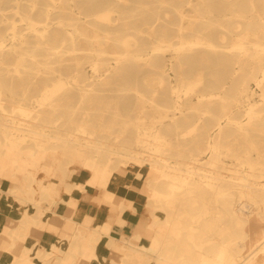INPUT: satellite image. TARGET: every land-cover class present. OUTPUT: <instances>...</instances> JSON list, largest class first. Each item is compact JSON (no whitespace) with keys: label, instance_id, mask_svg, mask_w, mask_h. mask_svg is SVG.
<instances>
[{"label":"bare ground","instance_id":"6f19581e","mask_svg":"<svg viewBox=\"0 0 264 264\" xmlns=\"http://www.w3.org/2000/svg\"><path fill=\"white\" fill-rule=\"evenodd\" d=\"M224 2L0 0L14 14L23 12L38 52L35 62L42 67L35 75H45L31 84L38 93L32 118L31 109L22 106L20 118L6 111L0 83V180L18 183L0 192L22 207L18 223L0 234V249L11 256L8 264H264L255 261L264 254V113L251 103L264 81V24L262 31L258 23L243 25L240 20L253 18L245 16L246 0ZM257 3L264 11V0ZM220 17L240 20L234 29H224ZM2 36L0 50L23 49L24 41L7 46ZM250 37L255 40L247 46ZM202 61L221 64L222 75L206 84L194 68ZM142 72L150 97L136 84ZM111 84L149 100L153 114L138 107L133 129L125 122L116 132L72 117L71 110ZM75 162L111 203L107 184L115 162V172L148 169L140 191L149 200V221L138 219L122 242L109 239L107 248L121 252L116 262L96 254L110 223L80 224L72 208L63 232L44 221L66 200L58 194L61 185L64 194L81 188L71 183L67 169ZM38 165L51 181L34 188L29 168ZM122 211L119 204L113 219L119 226L125 224ZM30 229L37 236L54 231L56 242L49 250L33 242L12 253L8 243L24 240Z\"/></svg>","mask_w":264,"mask_h":264},{"label":"rangeland","instance_id":"374dc122","mask_svg":"<svg viewBox=\"0 0 264 264\" xmlns=\"http://www.w3.org/2000/svg\"><path fill=\"white\" fill-rule=\"evenodd\" d=\"M225 0L224 3H226ZM252 2L254 7V10L251 11L250 5H248V2ZM258 0H246L247 4L245 5L244 11H246L245 16H252V19L247 20H240L238 18H232V17H220L218 21L224 29H234V25L236 21H241L243 22V25L247 24L249 21L252 23H258L261 26V31L263 28L264 24V11L263 7L261 6L260 3H257ZM186 13H188V9H186ZM1 14H5V16H2ZM23 15V12L20 14ZM18 14H14L12 10L9 8H6L5 6L0 5V33L1 34H6L5 37L2 36V38L5 40L4 45H10L15 44L19 45L21 41H24L25 44H23V49L16 53H9L7 52L6 48L0 50V83L3 87V105L9 113H11L13 116L16 118H20L21 114L18 111L17 107L22 106L24 108H29L31 109V114L30 118L34 117L36 115L35 110L37 109L34 108V100L36 99L38 93L32 88V83L37 82L40 78L45 77V75H35L38 67H41V65L36 64V59L34 56L38 54L36 50V44L34 43V37H33V32L30 31L25 24V21L21 20V16ZM260 17V19H258ZM216 18H213L215 20ZM14 27V30L12 31V27ZM260 31V33H261ZM261 35V34H260ZM255 39L249 38L247 40L246 45L251 46V42H253ZM34 57V58H33ZM41 62L44 64L46 61L41 58ZM42 68V67H41ZM196 70H199L204 77L205 83L210 84L215 80L216 78H219L223 71L224 67L221 64H217L212 61H202L198 62V64L194 67ZM250 71L248 68L246 71ZM48 71V69L46 70ZM143 74L139 78L138 82L136 83L138 85V89L144 93L145 97H150L151 94L149 92V88L146 89L145 83L142 82V78L146 76V73L142 72ZM42 74H45L44 71ZM132 82L131 84H133ZM252 84L253 82L250 81ZM104 91L100 93V95L96 97H89L83 101L80 105H78L75 109L71 110L73 114V118L76 120H84L87 124L91 125H97L101 127H106V128H111L112 131H119L120 127L127 122L125 125L127 127H134V124L136 123V120L133 118V115H136V111L138 107H142L144 110V115H147L148 117L153 114V109L152 105L150 104V101L147 99L139 98L135 96L134 92H123L122 88L119 87V84H111V85H106L104 86ZM264 94V81L261 86V90H256V94L253 96L251 103L254 104L256 109L261 110V114L264 113V99L261 98V95ZM10 96V98H9ZM5 100V101H4ZM53 104L57 103L56 100L52 102ZM64 109L62 107L58 108V113L61 115V120L58 122L59 124H62L64 122L65 114L61 113L63 112ZM136 112V113H135ZM131 116V117H129ZM29 118V119H30ZM130 118V120L128 119ZM196 138V133L193 134V136H189L187 138L188 142H191L193 139ZM1 139V136H0ZM183 142V141H182ZM33 144V141L30 140L28 142V145L31 146ZM50 146H52V143L49 142L47 148L49 149ZM48 155L53 156L51 151L48 150ZM115 162L112 165V173H115V167L117 166ZM68 173H73V176L70 181L73 180H79L81 183V188H76L80 191L85 190V182H87V185L89 183V178L90 174L86 170H83L77 162H75L72 166L68 165ZM8 172L13 171L14 168L12 167H7L6 168ZM131 170H134L136 173L139 171L141 175L138 178V181L142 182L143 177L146 175L148 172V169L146 166H143L140 169H135V168H128ZM29 171L34 173V188L37 187V183L40 181H43L45 184L50 183L49 177H46V174L44 171L38 166L36 168H29ZM84 174V175H83ZM89 174V175H88ZM4 183L3 180H0V186ZM18 183L15 182L14 180H6V184L2 185L0 189L2 191H5L7 188H14L17 186ZM63 191L64 192V185H61L60 188L58 189V194H61ZM0 195L2 198H7L9 202L11 203V206H14L16 203L10 195H5L4 192H0ZM9 198V199H8ZM142 200H146L149 202L148 199L145 198V196L142 197ZM105 202L106 206L110 207V210L113 212L110 214V218L113 220L114 215V205L110 201L103 200ZM74 207V206H73ZM73 207H70L69 209L71 210L74 209ZM22 210V207H19ZM149 211L150 207L147 203V207L143 209V216L144 218L142 219L143 224H147L149 221ZM70 213V212H69ZM67 214V216L69 215ZM21 214V212H20ZM19 214V217H20ZM148 215V216H147ZM50 216L52 214H48L47 217L45 218L46 223H51L49 221ZM56 216V215H54ZM67 216L64 219V222L58 226L56 224V220L54 223V227L57 232H63L65 231V225L67 224ZM215 215L209 216V219H215ZM139 219V220H141ZM205 220V218H204ZM261 222L264 223V215L261 216L260 218ZM261 230L264 234V226L261 227ZM37 231V230H35ZM44 232H50L53 233L56 238H57V233L51 230H46L44 229L42 233ZM42 233L39 234L38 236L36 235V232H33L32 229L28 230L26 237L24 240L15 238L13 240V243H8L7 248L10 249V251L14 254H17L21 249H15L18 245H23L21 246L24 247V245L27 244V240H32L30 244L33 242H38L40 237L42 236ZM87 234H90L91 236H94L92 231L88 230ZM56 240V239H55ZM113 253L112 255H107L110 258H114L115 262L118 261L119 256L121 255V252L116 251V250H111ZM33 255V252H30V256ZM261 255V254H260ZM257 256L255 258V261L257 262H262L264 261V254L261 256ZM33 260L38 263L39 259L34 258L32 256Z\"/></svg>","mask_w":264,"mask_h":264},{"label":"crops","instance_id":"0c3cea01","mask_svg":"<svg viewBox=\"0 0 264 264\" xmlns=\"http://www.w3.org/2000/svg\"><path fill=\"white\" fill-rule=\"evenodd\" d=\"M76 181L80 183L79 180H73L71 183L74 184ZM142 184L143 181L139 182L137 173L131 169H123L121 172H115L108 181L107 188L113 192L114 197L112 202L115 208L114 213H117L119 204L123 206V211L121 212V218L125 223L123 226L114 223L110 218V214L113 212L109 206L105 205L101 191L91 184L87 185V182H85L84 191L76 188L65 194L61 191L60 196L63 197L65 195L66 200H64L65 202L58 201L52 207L53 212L57 216H50L49 221L55 223L56 220V224L60 226L70 211L67 204L70 202L74 204L73 208L76 212V219L80 224L92 227L95 223L99 225L110 223L109 235H102L100 237L101 239H99L96 246V254L101 258L114 259L107 256L113 254L106 245L109 239L122 242L130 238L138 219L144 218L143 209L147 207L148 202L142 200L143 194L140 191ZM20 212L21 209L16 204L11 206L9 200L7 198L3 199L0 195V234L4 231L5 226L13 228L18 223ZM140 222H142V219ZM55 239L56 236L53 233L44 232L38 242L39 244L42 243L44 248L49 250L51 244L56 242ZM31 241L27 240V244L29 245ZM21 246L23 245H18L15 249L19 250ZM1 250L0 264H8L11 261V256L4 250Z\"/></svg>","mask_w":264,"mask_h":264}]
</instances>
